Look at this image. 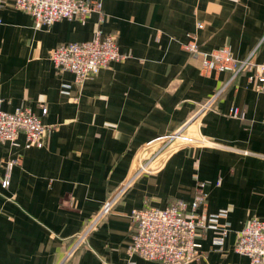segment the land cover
I'll use <instances>...</instances> for the list:
<instances>
[{
	"label": "crops",
	"instance_id": "crops-1",
	"mask_svg": "<svg viewBox=\"0 0 264 264\" xmlns=\"http://www.w3.org/2000/svg\"><path fill=\"white\" fill-rule=\"evenodd\" d=\"M102 5L103 22L92 14L42 28L11 0L0 10L2 108H29L48 128L42 147L24 134L15 144H0V264H157L128 254L132 211L184 201L190 213L201 188L206 204L196 214L227 212L222 225L229 233L223 250L212 247L215 231L203 233L202 258L191 264H251L234 246L248 221L264 222V92L248 72L235 78L205 72L184 46L195 34L202 52L227 47L237 60L254 53L253 62L264 63V0ZM98 30L116 36L126 59L80 87L73 74L55 69L49 53L89 41ZM181 128L207 145L153 162L157 169L133 180L85 246L65 261L77 234L130 179L139 152Z\"/></svg>",
	"mask_w": 264,
	"mask_h": 264
},
{
	"label": "built area",
	"instance_id": "built-area-1",
	"mask_svg": "<svg viewBox=\"0 0 264 264\" xmlns=\"http://www.w3.org/2000/svg\"><path fill=\"white\" fill-rule=\"evenodd\" d=\"M7 1L9 0H0V10ZM11 1L15 9L33 18L37 28L50 27L61 20L76 18L86 20L92 14L100 15V22L104 21L102 0ZM197 27L200 29L202 25L198 24ZM189 38L190 40L184 48L200 60L201 67L205 72H230L233 78L243 72H248L249 81L255 82L256 89L264 92V63H254L252 60L254 53L245 60H237L227 47L213 52H202L197 35L191 34ZM49 58L59 73L73 74L75 83L81 87L88 78L96 76L103 68L114 62L123 61L126 56L120 52L114 34H107L98 30L89 41L59 45L50 51ZM63 87V93L68 94L69 86ZM215 100L216 98L202 105L196 118L210 109ZM41 111L43 116L48 113L44 105H41ZM232 114L235 117L239 115V112L235 109ZM47 129L41 118L29 108L21 107L12 113L4 111L0 98V144H15L18 136L24 134L30 144L42 147V138ZM184 129L181 128L169 135L157 138L146 144V147L157 141L168 140H184L191 145L197 144L198 147L207 145L208 140L205 138L184 135ZM176 151L178 150L169 153L167 156ZM139 154L136 156L139 167H135L134 174L130 179L108 198L101 210L77 234L65 254V261L71 259L85 246L90 234L108 216L123 193L130 188L133 180L145 172L157 169V166L152 167V163L158 160L157 164H159L165 158L161 159L158 154H154L143 164ZM13 165V163L9 165V170L12 169ZM8 185L9 180L7 178L4 181V186ZM205 204L206 196L201 188L191 204L192 212L190 213L187 212L188 204L184 201H177L166 208L145 205L141 209L133 210L131 218L134 233L128 247V254L157 264H191L202 258L203 250L200 238L207 231H215L217 234L212 239V247L223 250L229 230L222 225V222L227 219L228 214L221 211L215 214L197 215L196 210L204 207ZM234 250L237 254L248 257L251 264H264V222L258 218L248 221L237 235Z\"/></svg>",
	"mask_w": 264,
	"mask_h": 264
},
{
	"label": "rangeland",
	"instance_id": "rangeland-1",
	"mask_svg": "<svg viewBox=\"0 0 264 264\" xmlns=\"http://www.w3.org/2000/svg\"><path fill=\"white\" fill-rule=\"evenodd\" d=\"M185 134L186 133H184V135ZM167 135H169V134H167ZM196 145H191L190 143L185 142L184 140L157 141L156 143L152 144L151 146H147V147L145 146L144 150L139 152L140 153L139 157L142 159V163L144 164L145 162H147L146 160L154 154H158L159 157H161V159H163L169 153H171L175 150L185 148V146L188 147V146H196ZM134 166L136 168L139 167L138 158L135 161ZM152 167L155 168V165H153ZM133 174H134V172H133Z\"/></svg>",
	"mask_w": 264,
	"mask_h": 264
}]
</instances>
